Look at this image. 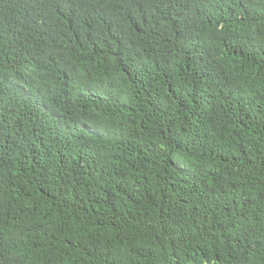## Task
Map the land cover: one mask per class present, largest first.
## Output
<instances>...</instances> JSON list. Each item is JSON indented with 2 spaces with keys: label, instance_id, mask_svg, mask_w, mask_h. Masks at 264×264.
Here are the masks:
<instances>
[{
  "label": "trees",
  "instance_id": "1",
  "mask_svg": "<svg viewBox=\"0 0 264 264\" xmlns=\"http://www.w3.org/2000/svg\"><path fill=\"white\" fill-rule=\"evenodd\" d=\"M0 264H264V0H0Z\"/></svg>",
  "mask_w": 264,
  "mask_h": 264
}]
</instances>
